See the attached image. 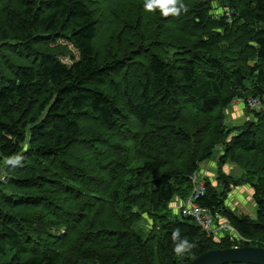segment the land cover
<instances>
[{
    "label": "trees",
    "instance_id": "trees-1",
    "mask_svg": "<svg viewBox=\"0 0 264 264\" xmlns=\"http://www.w3.org/2000/svg\"><path fill=\"white\" fill-rule=\"evenodd\" d=\"M128 1L107 6L121 23L103 57L90 0H0V264H190L236 243L206 238L169 203L229 135L223 110L262 100L264 0H221L220 16L209 14L219 0H178L187 11L167 17ZM64 39L70 64L50 46ZM253 113L226 157H264V107ZM84 117L113 136L84 139ZM251 175L258 221L225 208L210 182L197 203L247 240L240 246L264 247V168ZM184 238L196 246L175 253Z\"/></svg>",
    "mask_w": 264,
    "mask_h": 264
},
{
    "label": "rangeland",
    "instance_id": "rangeland-1",
    "mask_svg": "<svg viewBox=\"0 0 264 264\" xmlns=\"http://www.w3.org/2000/svg\"><path fill=\"white\" fill-rule=\"evenodd\" d=\"M114 1L115 0H90V6L97 10L95 13V17L98 21L97 32L94 38V49L99 52L100 56L103 57H107L111 52L110 43L112 41H115L119 35L118 31L121 21L117 18L112 17L107 10V6L112 5ZM134 1L140 2L141 8L146 9L145 5L147 3V0ZM127 3H129L128 0H116L117 7L122 8ZM210 6L211 10L209 14L211 13L212 15L220 16L224 14V11H227V9L223 6V2L221 0L210 2ZM157 9L158 12H161L159 8ZM176 34L179 33L176 32ZM164 37L165 36H163V38ZM124 44L128 45L129 42H126ZM50 46L52 49H55V51H58L61 54L60 58L63 60V62H65V64H70L71 61L69 60V57H66V55H75V51L73 50L70 42L67 39L58 41L55 46L54 44ZM3 55L14 62L18 61V58L12 53L5 52L3 53ZM2 64L3 60H0V69L3 68ZM261 107H264V95L261 100ZM253 112L254 111L245 107L242 99H235L228 108H225L223 110V119L221 124H223V126L227 130L226 133H228V131H230V133L225 137V140L224 142H222V144H217L214 146L212 157L198 166L196 179L199 182H203L205 185L207 184V182H210L217 193H223L225 195V208H228L234 213L243 215L249 220L256 222L258 220L256 215V205L252 197L253 190L251 184L253 182H256L257 179L256 177H253L251 173L255 172L259 165L261 166V169L264 168V166L262 165L264 163V157L259 154L253 155L252 153L242 154L236 152L233 155L232 159L226 157L225 154V146L227 145L228 139L231 135H234L232 133H236L237 130L246 127L252 121V117L254 114ZM79 124L80 128L82 129V137H84V139L91 140V138L95 136L103 137L105 139L107 137L111 138L113 136V134L105 132L96 120H93L89 117L81 118L79 120ZM188 129L190 130V132H192V129L190 127H188ZM128 130L130 131L129 137L131 138L136 136L135 134H133L135 131H141L138 129L135 123L134 126L130 125V128ZM144 132L142 135H144ZM123 138H126L125 135L123 136ZM115 139H119V137H116ZM200 141L202 148L205 147L210 143V135L207 134L205 140H203L202 136V140ZM111 151L114 152L113 150ZM176 165H179V163H176ZM98 171L100 172V170ZM2 172L3 169L0 168V177L2 175ZM190 192L186 197H175V200L177 199L180 201L187 199V197L190 195ZM169 209L171 211L172 217L176 219L182 218L176 213V210L174 208L171 209L170 205ZM139 227L144 231V233H148L151 230L150 220L144 221L143 224H139ZM238 247L243 246L241 245Z\"/></svg>",
    "mask_w": 264,
    "mask_h": 264
},
{
    "label": "built area",
    "instance_id": "built-area-1",
    "mask_svg": "<svg viewBox=\"0 0 264 264\" xmlns=\"http://www.w3.org/2000/svg\"><path fill=\"white\" fill-rule=\"evenodd\" d=\"M246 106L250 110L257 111L261 106V100L257 97H252L247 99ZM196 175L197 171L190 176V195L187 199L180 201L174 198L170 203L171 209L174 208L180 217L191 219L206 238L215 242L228 238L230 242H236L232 248L247 242L221 214L212 213L210 209L201 207L197 203L200 198L204 197L206 185L197 181Z\"/></svg>",
    "mask_w": 264,
    "mask_h": 264
},
{
    "label": "water",
    "instance_id": "water-1",
    "mask_svg": "<svg viewBox=\"0 0 264 264\" xmlns=\"http://www.w3.org/2000/svg\"><path fill=\"white\" fill-rule=\"evenodd\" d=\"M190 264H264V247L243 246L210 250Z\"/></svg>",
    "mask_w": 264,
    "mask_h": 264
},
{
    "label": "clouds",
    "instance_id": "clouds-1",
    "mask_svg": "<svg viewBox=\"0 0 264 264\" xmlns=\"http://www.w3.org/2000/svg\"><path fill=\"white\" fill-rule=\"evenodd\" d=\"M178 0H147V3L145 5V8L147 11H152L157 8H159L162 12V14L167 17L168 15H179L181 9L184 11H187L185 6L181 4L179 7H176ZM22 159V157L19 156H13L12 159L8 160L7 162L9 164L14 163L15 160ZM179 236V230H175L172 234V239L174 241H177V237ZM196 245L193 243H189L187 238H184L182 241H179L176 243V246L174 248V252L177 254H183L185 252L190 251L193 249Z\"/></svg>",
    "mask_w": 264,
    "mask_h": 264
}]
</instances>
